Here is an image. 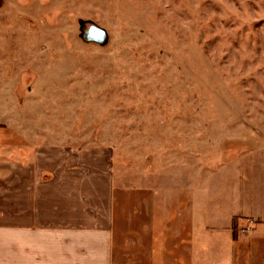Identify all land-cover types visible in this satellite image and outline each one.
I'll return each mask as SVG.
<instances>
[{"label": "rangeland", "instance_id": "obj_1", "mask_svg": "<svg viewBox=\"0 0 264 264\" xmlns=\"http://www.w3.org/2000/svg\"><path fill=\"white\" fill-rule=\"evenodd\" d=\"M0 124L3 144L110 149L119 198L125 182L169 197L189 171L202 216L227 167L263 164L264 0H0Z\"/></svg>", "mask_w": 264, "mask_h": 264}, {"label": "crops", "instance_id": "obj_2", "mask_svg": "<svg viewBox=\"0 0 264 264\" xmlns=\"http://www.w3.org/2000/svg\"><path fill=\"white\" fill-rule=\"evenodd\" d=\"M19 133L0 143V264H264V146L249 160L262 167L247 179L227 167L195 216L189 171L172 173L169 197L125 182L119 198L110 149Z\"/></svg>", "mask_w": 264, "mask_h": 264}, {"label": "water", "instance_id": "obj_3", "mask_svg": "<svg viewBox=\"0 0 264 264\" xmlns=\"http://www.w3.org/2000/svg\"><path fill=\"white\" fill-rule=\"evenodd\" d=\"M107 37V32L100 26L90 23L85 32V40L102 43Z\"/></svg>", "mask_w": 264, "mask_h": 264}, {"label": "trees", "instance_id": "obj_4", "mask_svg": "<svg viewBox=\"0 0 264 264\" xmlns=\"http://www.w3.org/2000/svg\"><path fill=\"white\" fill-rule=\"evenodd\" d=\"M88 24H89V23H87L86 26H87ZM0 126H4V125L0 124Z\"/></svg>", "mask_w": 264, "mask_h": 264}]
</instances>
